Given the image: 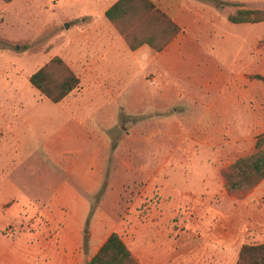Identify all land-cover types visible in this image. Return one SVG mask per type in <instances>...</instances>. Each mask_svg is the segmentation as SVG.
Wrapping results in <instances>:
<instances>
[{"label":"crops","instance_id":"1","mask_svg":"<svg viewBox=\"0 0 264 264\" xmlns=\"http://www.w3.org/2000/svg\"><path fill=\"white\" fill-rule=\"evenodd\" d=\"M76 1L80 28L119 34L106 17L119 0ZM149 1L181 32L160 52L148 45L131 50L119 34L120 48L128 55L123 63L130 74L121 76L132 82L124 88H132L130 107L149 105L151 114L132 122V139L122 140L129 152L123 169L108 174L107 192L116 200L106 207L112 211L102 213L106 222L102 228L95 225L100 212L89 221L92 204L84 188L64 185L58 208L66 209V215L51 212L41 232L14 250L0 244V264H87L112 233L139 264H232L244 244H264V192L259 187L242 198L231 195L223 178L258 125L246 120L258 107V90L264 92V81L252 76L264 74L228 71L225 65L233 69L239 52L229 53L224 64L219 58L226 47L240 44L243 31L252 32L249 27L258 24H234L228 19L234 12L219 21L216 9L204 8L203 1L209 0ZM223 22L248 28H237L236 35L235 28H217ZM120 39L106 44L119 49ZM263 39L264 34H255L247 41L255 57ZM147 75L154 91L143 89ZM102 177V171L82 173L86 192L96 193ZM136 181L141 191L133 201H124L122 194Z\"/></svg>","mask_w":264,"mask_h":264},{"label":"rangeland","instance_id":"2","mask_svg":"<svg viewBox=\"0 0 264 264\" xmlns=\"http://www.w3.org/2000/svg\"><path fill=\"white\" fill-rule=\"evenodd\" d=\"M79 5L76 0H0V244L8 250L40 233L51 212L66 215V209L58 208L64 185L84 188L82 193L92 204L89 221L100 212L95 225L102 228L105 212L112 211L106 207L116 200L107 192L108 174L123 169L129 152L122 140L132 139V122L151 114L149 105L141 110L136 104L130 107L132 88L124 89L129 80H125L127 75L121 76L130 74L124 71L123 62L128 57L127 51L124 55L120 48L124 41L116 31L113 35L106 29L95 33L93 28H80L81 23L76 22ZM203 5L216 9L219 21L239 7L264 11V0H209ZM132 12L137 13L131 8ZM160 24L154 18L142 23L132 14L119 30L126 31L134 44L153 34H158V43H162L169 35L159 34ZM256 24L249 27L252 32H242L240 44L236 42L222 50L219 58L223 64L222 59L227 60L229 53L239 52L231 65L233 69L225 65L228 71L264 74V39L259 40L256 57L247 42L255 34H264V21ZM217 28H235L238 35L237 28L248 27H228L223 22ZM117 39L121 53L106 44ZM55 57L81 79L80 89L58 104L42 95L29 80ZM115 72L118 75L112 76ZM55 73L63 76L60 69ZM150 79L147 75L142 86L154 91L156 87ZM257 93L258 107L252 112L255 119L252 116L246 123L258 125L251 129L241 158L256 151L258 137L264 134V106H260L264 105V92L259 89ZM98 171H102L103 180L96 193H87L81 174ZM124 179L128 182L132 177ZM138 185L137 181L131 182L121 198L133 201L141 191ZM257 188L264 192V180L249 192L234 195L242 198ZM101 204L104 209L99 208ZM238 259L232 264H237Z\"/></svg>","mask_w":264,"mask_h":264},{"label":"trees","instance_id":"3","mask_svg":"<svg viewBox=\"0 0 264 264\" xmlns=\"http://www.w3.org/2000/svg\"><path fill=\"white\" fill-rule=\"evenodd\" d=\"M11 3L14 0H3ZM131 8L136 12H131ZM141 8V9H140ZM140 11V14L138 13ZM132 14L142 23L149 18L160 21L159 34H168L162 43H158V34L143 37L133 43L129 34L123 30L122 24ZM107 19L115 26L119 34L125 39L131 50H136L142 45H148L157 52L162 51L180 32L181 28L172 21L164 12L159 10L149 0H119L106 11ZM230 22L261 23L264 21V11L239 9L228 16ZM170 30V31H169ZM60 69L63 76H58L55 71ZM253 79L264 81V76L254 75ZM31 85L51 102L58 104L64 101L73 92L80 89L81 79L66 63L58 58H53L30 77ZM225 186L231 195L245 193L254 189L264 180V134L258 137L256 151L246 157L238 159L224 172ZM89 234L86 232V242ZM87 264H139L130 249L117 233H112L98 253ZM237 264H264V244H244L241 248Z\"/></svg>","mask_w":264,"mask_h":264},{"label":"built area","instance_id":"4","mask_svg":"<svg viewBox=\"0 0 264 264\" xmlns=\"http://www.w3.org/2000/svg\"><path fill=\"white\" fill-rule=\"evenodd\" d=\"M154 82H152V84H153Z\"/></svg>","mask_w":264,"mask_h":264}]
</instances>
